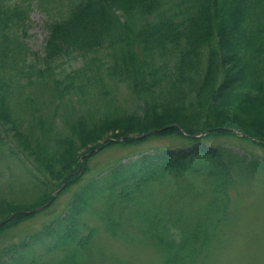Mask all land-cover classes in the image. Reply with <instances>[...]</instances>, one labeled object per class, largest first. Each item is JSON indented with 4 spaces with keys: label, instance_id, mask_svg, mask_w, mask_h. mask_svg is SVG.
I'll return each mask as SVG.
<instances>
[{
    "label": "trees",
    "instance_id": "obj_1",
    "mask_svg": "<svg viewBox=\"0 0 264 264\" xmlns=\"http://www.w3.org/2000/svg\"><path fill=\"white\" fill-rule=\"evenodd\" d=\"M24 1L0 0V124L8 126L0 129V153L7 148L9 159L32 161L28 184L40 190L32 203L0 200V241L39 213L27 212L49 200L43 209H50L80 184L100 146L176 136L194 147L158 148L83 183L62 216L0 247V264H93L101 247L92 222H104L115 236L125 232L126 241L137 237L122 227L137 224L139 240L157 249L162 264H205L220 242L236 182L264 168L208 144L238 137L264 150V0H72L67 15L47 23L43 58L19 35L29 18ZM101 49L113 50L108 75L128 83L143 105L137 113L108 107L98 120H67L70 134L53 145L50 113L22 115L33 111L34 100L23 97L29 83L21 82L31 58L45 64L39 80L52 77L39 84L62 101L74 82L51 76L54 63ZM95 75L88 83L101 90L104 80ZM17 96L23 102L12 103ZM198 199L205 204L195 208Z\"/></svg>",
    "mask_w": 264,
    "mask_h": 264
},
{
    "label": "rangeland",
    "instance_id": "obj_2",
    "mask_svg": "<svg viewBox=\"0 0 264 264\" xmlns=\"http://www.w3.org/2000/svg\"><path fill=\"white\" fill-rule=\"evenodd\" d=\"M71 1H24L23 4L25 6L30 5L29 18L24 27L26 36L23 37L24 31H20L19 35L22 36L23 41L27 44L29 52L36 53L41 58L44 57V47L49 35L47 23L61 19L62 15H67L68 4ZM14 2L15 0H12V3ZM110 52L112 53L113 50L101 49L85 56L76 54L63 56L54 63L51 76L64 81V85L74 82L70 93L62 101H53L47 87L39 84L43 81L51 82L52 77L49 78L48 75L45 80H39L38 71L45 68V64H41L31 58L32 62L30 65L34 63V67L28 66L27 78L21 82L29 83L28 87H26V94L23 97L24 99L28 97L34 100L31 105L33 111L23 114L19 111V114L29 119L30 115L38 117L41 114L50 113L49 116L52 118L53 127L51 137L54 145L70 134L67 120L70 123L72 121L76 123L80 119H85L89 116H93L95 120H98L106 113L108 107H111L114 113L118 115L140 111L143 101L138 99L128 83L108 75L107 66L113 62ZM81 69H84L85 76H81L79 72ZM95 73H98V76H101L104 80L105 87L101 90L88 83L89 78L94 79ZM31 80L34 83H31ZM17 97L16 100L14 99L11 102H23L22 97ZM7 127L0 124V129L5 130ZM12 134L15 135V131ZM10 139L13 141L17 140L11 134ZM183 144L188 145L185 146L188 147L187 150L194 147L193 144L189 145V143L176 136L151 139L138 146H129L127 148L115 146L102 150V146V151L99 150L100 152L90 160L89 171L80 184L68 189L56 200L50 209L40 210L34 219L18 229L9 231L0 241V247H4L11 241L20 242L28 234L40 231L42 227L62 216L73 199L74 193L83 183L104 175L120 163H127L130 160L137 159L144 153L163 147H170L169 149L173 148L176 150L183 147ZM208 144L214 148H228L234 153L247 157L249 161L258 159L264 162L263 149L251 142L242 141L238 137L215 138L211 139ZM52 147L55 148L56 146ZM8 156L9 150L7 148L1 151L0 200L2 199L6 202L15 200L23 203L34 202L37 199L40 188L34 189L31 184H28L29 177H27L26 171L28 166H32L33 162L28 161L25 156L21 158L22 160H20V157L9 159ZM21 181L24 182L20 186ZM232 197L233 200L227 222L222 227V233L219 238L220 242L210 256L209 261H206L205 264H264L263 166L261 171L240 177L236 182L234 191H232ZM202 204H205V200L201 201L198 199L195 208L201 207ZM127 216H129V211L123 215V217ZM96 223L92 222L93 226H97L96 239L101 247L98 250H101V252L93 264H162L157 249L153 248L150 242L139 240L143 236L137 224L132 226L124 225L122 227L123 230L137 237L126 241L123 237L125 232L120 231L115 236L110 233L104 222Z\"/></svg>",
    "mask_w": 264,
    "mask_h": 264
},
{
    "label": "water",
    "instance_id": "obj_3",
    "mask_svg": "<svg viewBox=\"0 0 264 264\" xmlns=\"http://www.w3.org/2000/svg\"><path fill=\"white\" fill-rule=\"evenodd\" d=\"M101 149H102V146L99 147L98 151L101 150ZM90 154H91V153H88L87 156H89ZM64 186H65V183L63 184L62 188H63ZM59 192H60V190L57 191V192L54 194V196H57V195L59 194ZM50 203H51V200H49L44 206L38 207V208H36V209H34V210H32V211H29V212H27V213H35L36 211H40V210H42L43 208H45L46 206H48ZM2 224H3V222L0 223V225H2Z\"/></svg>",
    "mask_w": 264,
    "mask_h": 264
}]
</instances>
